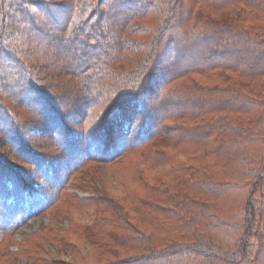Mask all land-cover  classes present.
I'll use <instances>...</instances> for the list:
<instances>
[{"label":"trees","instance_id":"1","mask_svg":"<svg viewBox=\"0 0 264 264\" xmlns=\"http://www.w3.org/2000/svg\"><path fill=\"white\" fill-rule=\"evenodd\" d=\"M119 109L131 133L115 128ZM186 133H203L212 154L175 159L170 177L132 169L160 246L107 199L112 229H85L114 258L102 264H264V0H0V264L40 260L47 243L80 254L56 226L11 252L26 203L64 206L67 179L89 162L118 165Z\"/></svg>","mask_w":264,"mask_h":264},{"label":"rangeland","instance_id":"2","mask_svg":"<svg viewBox=\"0 0 264 264\" xmlns=\"http://www.w3.org/2000/svg\"><path fill=\"white\" fill-rule=\"evenodd\" d=\"M171 59L172 49L168 47L156 65L152 81L154 90L160 86L163 69L170 64ZM132 104L138 111L144 108L139 98L134 99ZM112 119L116 129H123L127 134L134 130L132 121L127 120L124 123L120 109L113 113ZM73 120L78 121L76 118H73ZM37 132L40 133L38 128L31 129V133ZM157 142H159L157 147H154L156 144L154 142L139 151L125 155L119 161L122 163L118 165L114 163L106 166L89 162L88 165L79 168L69 176L65 183L66 188L63 194L72 200L64 203V206L60 201L54 207L38 213L29 203H26V219L22 222L21 229L11 238V252L18 253L20 251L21 253V245L26 238L44 227L55 226L63 230L60 236L64 234L67 239L73 238L80 244L82 251L80 254L71 251H58L50 243H47V252L39 255L40 260L35 261L27 256H21L18 264H82L81 260H86L87 264H102L108 262V259L109 261L113 260L114 258L111 257H101L100 254L104 251L102 252L98 247L92 245V242L100 239L95 238L94 235L89 237L85 233L88 226L96 223H99L100 230L112 229V226L106 225V214L101 209L107 199H113L121 204L129 212L136 225L149 234L157 246H160L161 239L157 230L144 218L136 206L135 196H138L137 194L141 191L142 184L138 182L132 169L137 168L143 181L155 176L170 177L172 175L171 167L174 165L175 159L189 162L197 152L210 156L212 154L210 148L212 143L203 133L175 134L169 144L167 143L168 145L160 139ZM159 151H165L166 155L161 156ZM83 169L85 170L83 171ZM43 184V182L37 183L38 186H43ZM48 192L50 193H48V196H53L52 192ZM4 239L5 232L1 230L0 242ZM253 243L258 244V239H254ZM99 255L100 260H97ZM120 257H124V255H120Z\"/></svg>","mask_w":264,"mask_h":264}]
</instances>
